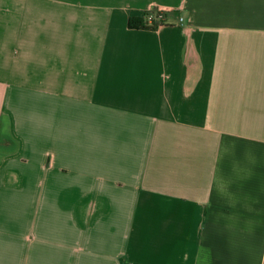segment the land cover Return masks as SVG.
<instances>
[{
    "label": "crops",
    "instance_id": "0c3cea01",
    "mask_svg": "<svg viewBox=\"0 0 264 264\" xmlns=\"http://www.w3.org/2000/svg\"><path fill=\"white\" fill-rule=\"evenodd\" d=\"M3 136L0 264H264V0H0Z\"/></svg>",
    "mask_w": 264,
    "mask_h": 264
},
{
    "label": "built area",
    "instance_id": "2783aa9c",
    "mask_svg": "<svg viewBox=\"0 0 264 264\" xmlns=\"http://www.w3.org/2000/svg\"><path fill=\"white\" fill-rule=\"evenodd\" d=\"M142 16L144 18V22L151 26H158L167 22L166 11L155 8L154 6H149L146 8L143 11ZM177 19L180 21L182 17L178 16Z\"/></svg>",
    "mask_w": 264,
    "mask_h": 264
},
{
    "label": "trees",
    "instance_id": "16d2710c",
    "mask_svg": "<svg viewBox=\"0 0 264 264\" xmlns=\"http://www.w3.org/2000/svg\"><path fill=\"white\" fill-rule=\"evenodd\" d=\"M128 24H129V26H132V27H149V28L156 27V26L147 25L144 22V18H143L142 15L141 16L129 17Z\"/></svg>",
    "mask_w": 264,
    "mask_h": 264
},
{
    "label": "rangeland",
    "instance_id": "374dc122",
    "mask_svg": "<svg viewBox=\"0 0 264 264\" xmlns=\"http://www.w3.org/2000/svg\"><path fill=\"white\" fill-rule=\"evenodd\" d=\"M2 141L0 142V152H8L10 149H13V144H8L5 142V137H2Z\"/></svg>",
    "mask_w": 264,
    "mask_h": 264
}]
</instances>
